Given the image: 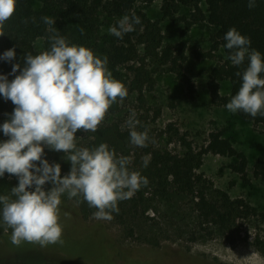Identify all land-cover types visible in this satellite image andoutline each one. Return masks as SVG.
Listing matches in <instances>:
<instances>
[{"label":"rangeland","instance_id":"1","mask_svg":"<svg viewBox=\"0 0 264 264\" xmlns=\"http://www.w3.org/2000/svg\"><path fill=\"white\" fill-rule=\"evenodd\" d=\"M32 4L40 8L44 0H32ZM57 5V11L64 8ZM161 5L162 0L135 2V8L145 12L161 28L163 45L186 42L187 58L183 71L189 82L178 78L168 65L161 63L159 49H147L141 44L138 59L141 63L136 65L142 67V73L131 72L124 66L119 68V75L112 73L113 78L127 88V96L122 101L118 98L110 106L103 121H117L123 128H128L126 122L135 111L139 121L136 130H147L149 146L165 147L180 154L187 150L184 144L190 142L195 150H200L207 144L211 131L222 130L235 148L247 156L250 181L244 182L232 169V157L214 153L204 154L196 171L208 179L212 191L220 189L231 199H244L254 208V213L238 219L241 231L237 242L232 244L216 226L208 228L201 224L193 196L180 195L172 190L156 193L153 188H148L143 189L145 201L138 207L139 211L122 220L115 212L111 220L97 219L93 215L97 209L88 218L77 215L76 220H72L68 215L60 216L61 224L72 222L80 232L67 240L61 238L62 244L38 245V249L62 263L80 264L82 260L85 264H97L101 237L95 225L100 223L113 238L114 245L139 250L133 264H264V183L253 174L255 162L264 157V128L226 108L231 100L230 81L214 80L212 75L213 68L227 59L224 49L217 47L213 39L217 28L207 20L188 28L186 21L192 18L190 7L181 6L175 18H168L163 16ZM202 8L206 9L205 3ZM98 16L96 36L100 54L111 41L112 34L108 29L116 18L109 16L104 8L100 9ZM62 19L71 26L74 40L82 37L83 30L89 29L68 11L62 14ZM43 44L44 39L40 38L35 47L41 49ZM136 78L144 79L142 93L132 89L130 81ZM2 102L14 105L5 98ZM90 132L82 130L80 133L82 137H88ZM149 156L142 154L144 159ZM42 158L56 164L52 156ZM64 159L68 160L67 157ZM36 163L39 165V161ZM58 164L61 177L67 175L61 163ZM43 187L48 191L53 184L49 181ZM30 190H34V186ZM68 203L77 204L72 200ZM1 238L0 253L5 252L6 256L13 253ZM25 244V250L31 249L30 243ZM85 255L87 258L81 259ZM38 258L36 252L29 259L37 261Z\"/></svg>","mask_w":264,"mask_h":264},{"label":"trees","instance_id":"2","mask_svg":"<svg viewBox=\"0 0 264 264\" xmlns=\"http://www.w3.org/2000/svg\"><path fill=\"white\" fill-rule=\"evenodd\" d=\"M137 0H44V5L35 8L32 0H17L16 9L13 16L6 21L4 27L0 29L3 32L0 35V56L11 48H15L16 56L12 61L0 59V74L7 75L9 81L19 75V72L25 67V57L30 52L36 55L42 51L50 50L51 42L49 37V26L46 25L42 17H50L55 20L52 25L56 31L64 36L70 44L84 45L93 50L95 55L103 58L108 57V69L114 74L119 75L120 67H128L131 72L142 73V67L138 60L140 56V45L143 44L147 49L160 51V61L169 66L170 70L177 74L178 78L189 82V78L183 71V63L186 56V42L180 41L172 44L163 45V36L161 28L157 22L152 21L145 12L135 8ZM152 2L154 0H144ZM205 3L206 9L202 8ZM64 7L57 11L55 6ZM181 6H188L192 9L191 19L187 20L188 28L202 20H207L211 25L217 28L214 35L215 45L221 46L227 56L226 61L217 64L212 75L214 80L228 79L231 84V95H235L242 83V73L248 66V57L245 61L235 66L232 64L229 56L232 51L225 47L224 36L226 32L235 27L242 35L250 38L249 49H255L262 54L264 58V0H255V7H248V0H162L161 12L164 17L175 18L179 13ZM59 7V6H58ZM104 8L109 16L115 17L113 26L124 16H131L135 13L140 17L141 23L134 25V31L126 33L123 38L114 35L100 54V47L96 32L98 29V14L100 9ZM60 9V8H59ZM68 11L76 18L80 19L82 25L89 29L83 30L81 38L74 40L71 26L63 19L62 14ZM44 39L41 49L35 47V42ZM93 40V42L89 40ZM20 64V69L13 74L12 66ZM241 73L240 76L237 73ZM264 78V73H261ZM133 90L140 93L143 91L144 79L138 78L130 81ZM3 95H0V126L7 120L15 109V105H7L2 102ZM238 114L248 121L255 124H261L264 128V116L257 115L253 118L250 114L242 110ZM82 130H78L75 143L78 148L93 149L101 143H106L110 149L115 150L117 157L127 156L131 160L128 166L129 170L138 171L142 176L147 177L148 185L142 186L134 195L127 200L118 202L119 212L116 213L118 219H124L136 214L138 207L145 201L144 191L148 188L154 189L156 193H167L172 190L180 195H191L194 197V208L197 211L201 224L216 226L230 243L237 242L240 234L239 218H246L254 213V208L244 199H231L227 192L223 190H211V184L202 174L197 173V168L202 163V157L206 153H214L221 156H229L234 159L231 165L232 169L239 173L244 182L250 181L248 171L247 156L238 151L232 141L224 136L222 130H213L209 133L208 141L200 150H195L190 142L184 144L186 151L182 154L173 152L165 147L152 148L147 144L146 147H137L130 142V129L123 128L117 121H103L98 126L96 132H90L88 137H82ZM80 133V134H79ZM10 137L4 135L0 127V142L8 140ZM150 155L148 166L144 167L142 154ZM71 154V153H70ZM63 151H56L48 145H44L43 156H52L56 164L61 163L63 170L68 175L71 171V161L64 157L70 155ZM253 174L264 183V157L258 158L253 166ZM18 177L5 172L0 177V195L11 196V189L18 185ZM144 189V191H143ZM13 199L15 197H12ZM80 201L76 206L69 205L68 201ZM3 205L0 204V239L3 237V243L13 249V253L6 256L5 252L0 253V264H71L62 263L52 259L46 251H40L37 243H30L31 249L25 250L23 244L16 246L11 241L12 229L8 227L2 216ZM60 216L68 215L72 220H76L77 215L82 218H88L96 210L90 207L82 196L69 199L67 193L61 196ZM81 212V213H80ZM71 220V221H72ZM62 239H69L76 232H80L73 223H63ZM101 237V244L97 254V264H133L139 255V250L135 248H119L114 245L111 235L105 230L102 224H97ZM7 231V232H5ZM8 240V241H6ZM2 242V241H0ZM34 246V247H33ZM27 247V246H26ZM38 249V250H37ZM39 254L37 261H31L29 258ZM87 256L81 257V259ZM80 264H85L81 260Z\"/></svg>","mask_w":264,"mask_h":264},{"label":"clouds","instance_id":"3","mask_svg":"<svg viewBox=\"0 0 264 264\" xmlns=\"http://www.w3.org/2000/svg\"><path fill=\"white\" fill-rule=\"evenodd\" d=\"M16 3L17 0H0V29L13 16ZM248 7H255V0H248ZM42 19L52 33L50 50L36 55L29 52L25 67L11 81L0 74V95L16 106L11 119L0 126L4 135L10 137L0 142V177L7 172L19 180L11 189V196L0 195L3 221L12 229L11 242L16 246L23 242L41 247L63 243L59 205L65 193L69 199L82 196L90 207L97 209L93 213L95 218L111 220L112 213L119 212V201L130 199L148 185L147 177L129 170L130 158L117 157L106 143L93 149L77 147L75 133L96 132L110 106L127 96V88L113 78L106 55L101 58L84 45L70 44L52 27L54 19L47 16ZM140 23L135 13L126 14L108 31L122 39ZM224 40L225 47L234 50L229 56L233 65H241L246 56L249 61L242 73L241 86L226 108L233 113L242 110L253 118L258 114L264 116L262 54L250 50V38L235 27L226 32ZM15 56V48H11L0 59L12 61ZM19 69L20 64H14L12 73ZM126 123L130 142L146 147L148 132L136 130L139 121L135 111ZM44 145L71 153L67 158L72 165L68 175L61 177L60 165L42 158ZM148 163L145 158L144 167ZM49 181L53 187L46 191L43 186ZM33 186L34 190H30Z\"/></svg>","mask_w":264,"mask_h":264}]
</instances>
